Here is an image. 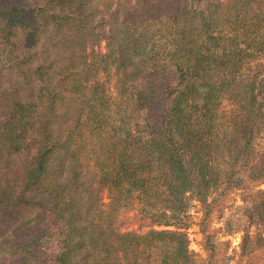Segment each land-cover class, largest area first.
<instances>
[{
    "label": "trees",
    "instance_id": "16d2710c",
    "mask_svg": "<svg viewBox=\"0 0 264 264\" xmlns=\"http://www.w3.org/2000/svg\"><path fill=\"white\" fill-rule=\"evenodd\" d=\"M262 57L264 0H0V264H194L191 201L226 264L206 200L264 184Z\"/></svg>",
    "mask_w": 264,
    "mask_h": 264
},
{
    "label": "rangeland",
    "instance_id": "374dc122",
    "mask_svg": "<svg viewBox=\"0 0 264 264\" xmlns=\"http://www.w3.org/2000/svg\"><path fill=\"white\" fill-rule=\"evenodd\" d=\"M100 48H102V44ZM252 63L250 62L247 66L242 65V72L249 73L253 71L254 63ZM257 64L264 65V57L257 60ZM97 79L102 81L100 76ZM106 84L109 92L113 93L115 77L110 75ZM231 109L232 107L225 99L220 100L218 110L221 117L225 120H227ZM222 123V127H224L226 123ZM261 191H264V184L244 190L229 189L219 195L215 201L210 200L212 196L207 198L206 202L210 204V207L207 205L205 208H210V212L205 222V230L207 234L216 240V259L229 257L226 264H264V229L256 225V222L250 218L253 215L252 209L256 206L259 199L258 192ZM216 193L219 194V190ZM108 197V192L103 191L101 193V202L104 206L108 203ZM189 205L185 218L188 250L192 255L194 264H207V255L202 243V234L199 226L202 207L197 201H191ZM139 207L134 201L130 207L119 210L118 219L124 220L125 229H135L137 218L133 215ZM164 228L171 229V227ZM244 234L248 235L249 238L248 251L250 250V253L247 257L243 256L240 258L238 246Z\"/></svg>",
    "mask_w": 264,
    "mask_h": 264
}]
</instances>
